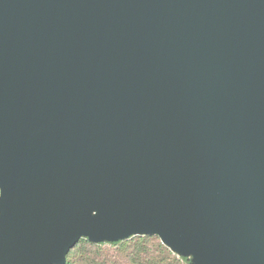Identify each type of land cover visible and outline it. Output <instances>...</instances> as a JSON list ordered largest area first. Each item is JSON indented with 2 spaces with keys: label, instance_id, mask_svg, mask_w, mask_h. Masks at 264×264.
I'll list each match as a JSON object with an SVG mask.
<instances>
[{
  "label": "water",
  "instance_id": "obj_1",
  "mask_svg": "<svg viewBox=\"0 0 264 264\" xmlns=\"http://www.w3.org/2000/svg\"><path fill=\"white\" fill-rule=\"evenodd\" d=\"M143 233L264 264V0H0V264Z\"/></svg>",
  "mask_w": 264,
  "mask_h": 264
},
{
  "label": "trees",
  "instance_id": "obj_2",
  "mask_svg": "<svg viewBox=\"0 0 264 264\" xmlns=\"http://www.w3.org/2000/svg\"><path fill=\"white\" fill-rule=\"evenodd\" d=\"M93 243L81 238L65 257V264H188L186 256H178L156 235H136L109 244Z\"/></svg>",
  "mask_w": 264,
  "mask_h": 264
},
{
  "label": "rangeland",
  "instance_id": "obj_3",
  "mask_svg": "<svg viewBox=\"0 0 264 264\" xmlns=\"http://www.w3.org/2000/svg\"><path fill=\"white\" fill-rule=\"evenodd\" d=\"M141 235H146L145 233L141 234ZM131 237V236H130ZM86 239H88L87 237H84ZM124 237H116L115 239H102V241H99V243H104V246L103 248H107L111 251H113V249H115V247H112L110 246L109 244H111L113 241H116V240H123ZM129 238V237H128ZM127 239V238H125ZM113 240V241H111ZM98 243V242H97ZM177 254V253H176ZM180 255V254H178ZM187 259H188V264H202V263H199L195 260V256L194 255H191V254H188L187 256Z\"/></svg>",
  "mask_w": 264,
  "mask_h": 264
}]
</instances>
